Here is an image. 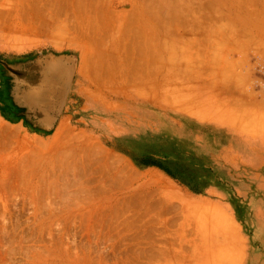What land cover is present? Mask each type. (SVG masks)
I'll return each instance as SVG.
<instances>
[{"label": "rangeland", "instance_id": "obj_1", "mask_svg": "<svg viewBox=\"0 0 264 264\" xmlns=\"http://www.w3.org/2000/svg\"><path fill=\"white\" fill-rule=\"evenodd\" d=\"M37 1L46 15L70 6ZM164 10V81L176 87L164 110L135 99L126 114L94 113L108 122L86 119L102 146L45 144L0 117L11 130L0 131V264H264V0H166ZM0 11L16 13V0ZM135 63L134 77L156 87V60ZM148 156L177 179L136 161ZM164 178L181 194L166 195Z\"/></svg>", "mask_w": 264, "mask_h": 264}, {"label": "crops", "instance_id": "obj_2", "mask_svg": "<svg viewBox=\"0 0 264 264\" xmlns=\"http://www.w3.org/2000/svg\"><path fill=\"white\" fill-rule=\"evenodd\" d=\"M114 1L70 0L69 7H55L51 10L50 15H46V8L37 7L38 2L41 5L45 2L16 0L17 14L19 17L22 15L23 18L17 17L15 12L11 16L10 13L0 11V55H3L0 59V78L4 83V87L1 84L4 88L2 97L11 101L7 109L12 108L13 118L12 120L6 118L8 112L5 111L3 105H0V117L8 121L12 127L11 130L19 133L39 134L45 144L53 137L59 136L62 140L70 137L67 141L78 146L92 145L95 141L100 143L99 146H102L100 137L96 139L94 134L100 133L97 132L100 130L93 126L90 128L87 125V120L90 123L95 120L98 125H104L101 122L108 124L107 121L100 120L102 116H105L107 120L112 118L111 113L122 115V112L124 114L127 111L130 112L131 109H127L129 105L126 102L135 99L151 100L155 102L157 109L164 110L166 90L172 92L173 98H175L174 81L172 84H168L167 89L164 81L166 78L165 51L161 44L163 41L166 42L163 34L167 16L164 12L166 0ZM167 1L178 3V0ZM60 3L64 5L68 2L60 0ZM102 4L104 5L102 6ZM100 13L106 14L105 17L100 19L98 16ZM174 14L173 16H175ZM185 14L191 17V12ZM108 15L111 17L108 18ZM25 16L27 17L25 18ZM48 16L52 18L48 20ZM29 18L31 25L28 21ZM39 18L45 19L46 22ZM35 19H39L40 23ZM60 25L62 26L61 30ZM39 29L41 30L39 31ZM143 30L145 35H142ZM89 43L93 47L96 45L99 51H95V53V47L93 48ZM40 50L43 51L42 55H35ZM5 57L12 61H5ZM17 57H24V59H16ZM89 57H92V60L91 58L87 59ZM154 60H156L155 65L160 79L155 83L156 87H154V83H142V79L134 77L135 72L133 71L134 66H138L135 62L140 61L143 65H147L149 62L154 63ZM56 61L57 64L54 66L53 63ZM89 64L91 67L88 66ZM49 67H53L50 68L51 71H48ZM58 68L62 69L60 73L56 71ZM5 69L8 72H5ZM89 71L92 72V75ZM180 74L181 72H176L174 76L170 74L167 78L178 77ZM50 76L55 79L54 81H58L53 82ZM42 85L45 87H41ZM55 88H61V91ZM52 93H55V96ZM24 96L26 99L23 98ZM72 106L78 107L81 113L76 114L78 108L73 109ZM23 112L30 113L32 121L38 123L40 127L31 126V120L29 122L21 116ZM97 112L102 113L97 116L94 114ZM94 116L100 117V119H95ZM16 124L17 126L21 125L17 127ZM28 124H30L29 127ZM64 124L65 126H63ZM68 124L69 126H67ZM13 126L17 127V130ZM69 127H73V129ZM62 128L64 129L61 131ZM87 129L92 131V140L85 143L81 136L85 135L84 132L88 131ZM69 130L71 131L69 132ZM59 131H61V135ZM89 131L87 136L90 134ZM58 132L59 135H57ZM136 161L139 162L137 159ZM153 167L166 174L159 167ZM166 175L175 181L174 178Z\"/></svg>", "mask_w": 264, "mask_h": 264}, {"label": "bare ground", "instance_id": "obj_3", "mask_svg": "<svg viewBox=\"0 0 264 264\" xmlns=\"http://www.w3.org/2000/svg\"><path fill=\"white\" fill-rule=\"evenodd\" d=\"M22 13H23V11H22ZM22 13H21V14H22ZM16 14H17V11H16ZM21 14H20V15H21ZM28 14H29V13H28ZM17 17H19L18 14H17ZM20 17H22V15H21ZM20 17H19V18H20ZM26 17H27V16H25V18H26ZM22 18H23V17H22ZM16 19H17V18H16ZM39 19H40V18H39ZM39 19H35V20H37L39 23H40V20H44V21H45V19H40V20H39ZM17 20H18V19H17ZM28 21H29V23H30V25H31V22H30L31 20H30V18H29ZM44 21H43V23H44ZM47 21H48V20H47ZM50 21H52V20H50ZM24 22L26 23L27 21L25 20ZM32 22H33V21H32ZM45 22H46V21H45ZM54 22H55V21L53 20V23H54ZM39 23H38V24H39ZM41 23H42V21H41ZM18 24H19V23H18ZM34 24H36V23H34ZM39 25H40V24H39ZM39 25H38V28H39ZM46 25H47V24H46ZM23 26H24V25H23ZM61 27H62V26L60 25V30H61ZM19 28H20V27H19ZM36 28H37V27H36ZM44 28H46V27H44ZM47 28H48V27H47ZM20 29H21V28H20ZM31 29H32V28H31ZM41 29H42V27H41ZM41 29H39V31H40ZM15 30H16V29H15ZM17 30H19V29L17 28ZM17 30H16V31H17ZM36 30L38 31V29H36ZM55 30H57V29H55ZM60 30H59V32H60ZM19 31H20V30H19ZM34 31H35V30H34ZM51 31H53V29H51ZM55 33H56V32H55ZM51 34H53V33L51 32ZM58 34H59V33H58ZM12 35H13V34H12ZM35 35H36V34H35ZM59 35H60V34H59ZM11 37H12V36H11ZM20 41H21V40H20ZM90 42H91V41H90ZM76 43H77V42H75V44H76ZM91 43L94 44V42H91ZM91 43H89V44L92 46ZM77 44L79 45V43H77ZM19 46H20V45H19ZM74 46H75V45H74ZM92 47H93V46H92ZM94 47H95L94 52H95V51H99V50H98L99 48H97L96 45H95ZM94 47H93V48H94ZM95 53H96V52H95ZM99 53H100V52H99ZM89 54H90V53H89ZM97 54H98V52H97ZM59 55H60V54H59ZM61 55H62V54H61ZM99 56H100V55H99ZM99 56H97V57L99 58ZM40 57H41V56H40ZM94 57H95V56H94ZM74 58H75V57H74ZM90 58H91V60H92V57H89V58H87V59H90ZM94 59H95V58H94ZM50 60H51V59H50ZM91 60H90V62H92ZM99 60H100V59H99ZM57 61H58V60H57ZM57 61H56V63H53V65H54V64H57ZM95 61H96V60H95ZM90 62H89V63H90ZM87 63H88V62H87ZM46 64H47V63H46ZM46 64H45V65H46ZM51 65H52V64H51ZM51 65H49V66H51ZM53 65H52V66H53ZM84 65H85V64H84ZM31 66H32V65H31ZM54 66H55V65H54ZM61 66H62V65H61ZM85 66H86V65H85ZM85 66H84V67H85ZM88 66L91 67V64H89ZM75 67H76V65H75ZM23 68H24V67H23ZM42 68H44V67L42 66ZM50 68H51V67H49V69H50ZM52 68H53V67H52ZM52 68H51V69H52ZM31 69H32V68H31ZM31 69H30V70H31ZM46 69H47V68H46ZM51 69L48 70V71H51ZM86 69H88V68H86ZM86 69H85V70H86ZM92 69H93V68H92ZM44 70H45V69H44ZM44 70H43V71H44ZM61 70H62V69H61ZM70 70H71V69H70ZM13 71H14V70H13ZM18 71H19V70H18ZM21 71H22V70H21ZM43 71H41V72H43ZM64 71H65V69H64ZM91 71H92V70H91ZM91 71H89V72H91ZM45 72H46V71H45ZM85 72H86V71H85ZM19 73H21V72H19ZM86 73H87V72H86ZM51 74H52V73H51ZM88 74H89V73H88ZM37 75H38V74H37ZM41 75H42V74H41ZM41 75H40V78H41ZM43 75H44V74H43ZM55 75H56V74H55ZM91 75H92V72H91ZM18 76H20V75H18ZM35 76H36V75H35ZM48 76H49V75H48ZM52 76H53V75H52ZM25 77H26V76H25ZM42 77H43V76H42ZM50 77H51V76H50ZM16 78H17V77H16ZM27 78H28V77H27ZM27 78H26V79H27ZM67 78H68V77H67ZM71 78H72V77H71ZM92 78H93V76H92ZM33 79H34V78H33ZM37 79H39V78H37ZM46 79H47V78H46ZM48 79H49V80L53 79V82H57V81H58V80H57V81H54L55 79L52 78V77H51V79H50V78H48ZM22 80H23V79H22ZM28 80H29V78H28ZM39 80H40V79H39ZM43 80H45V79H43ZM70 80H72V79H70ZM35 81H36V79H35ZM46 81H47V80H46ZM38 82H39V81H38ZM53 82H52V83H53ZM28 83H29V82H28ZM34 83H35V82H34ZM52 83H51V84H52ZM58 83H60V82H58ZM71 83H72V82H71ZM29 84H30V83H29ZM49 84H50V83H49ZM53 84H54V83H53ZM44 85H45V83H44ZM61 85H62V84H61ZM59 86H60V85H59ZM70 86H71V85H70ZM31 87H32V86H31ZM41 87H43V85H42ZM41 87H40V88H41ZM44 87H45V86H44ZM44 87H43V88H44ZM47 88H48V87H47ZM57 88H59V87H57ZM57 88H55V89H57ZM26 89H27V88H26ZM60 89H61V88H60ZM60 89H57V90H60ZM23 90H24V89H23ZM23 90H22V91H23ZM51 90H52V89H51ZM49 91H50V90H49ZM55 91H56V90H55ZM60 91H61V90H60ZM27 92H28V91H27ZM33 92H34V91H33ZM37 92H38V91H37ZM53 92H54V91H53ZM49 93H50V92H49ZM23 94H24V93H23ZM25 94H26V93H25ZM30 94H31V93H30ZM54 94H55V93H54ZM54 94L52 93V95H54ZM17 95H18V94H17ZM54 96H55V95H54ZM64 96H65V95H64ZM23 98L26 99V96H24ZM49 98H50V96H49ZM60 98H61V97H60ZM45 99H46V98H45ZM51 99H52V98H51ZM57 100H58V99L56 98V101H57ZM60 101H62V100H60ZM65 101H66V100H65ZM39 102H40V101H39ZM57 102H58V101H57ZM22 104H23V103H22ZM45 104H46V102H45ZM51 104H52V103H51ZM58 106H59V105H58ZM51 109H52V108H51ZM57 109H58V108H57ZM37 111H38V110H37ZM53 111H54V110H53ZM33 112H34V111H33ZM24 113H25V112H24ZM47 114H48V113H47ZM58 114H59V113H58ZM58 114H57V115H58ZM36 120H37V119H36ZM55 120H56V119H55ZM39 121H40V119H39ZM6 122L8 123V121H6ZM54 122H55V121H54ZM36 124H37V123H36ZM65 124H66V123H65ZM65 124H64L63 126H65ZM7 125L9 126V124H7ZM20 125H21V124H20ZM20 125L18 124V126H20ZM0 126H2V125H0ZM16 126H17V124H16ZM18 126H17V127H18ZM67 126H69V124H68ZM2 127H3V126H2ZM2 127H1V128H2ZM6 127H7V126H6ZM17 127L13 126V128H15L16 130H17ZM1 128H0V129H1ZM19 128H20V127H19ZM65 128H66V127H65ZM69 128H70V127H69ZM71 128L73 129V127H71ZM71 128H70V129H71ZM4 129L7 130L6 128H4ZM9 129H10V126H9ZM63 129H64V128H62L61 131H62ZM1 130H2V129H1ZM1 130H0V131H1ZM5 130H3V131H5ZM3 131H1V132H3ZM7 131H10V132H11V130H7ZM61 131H59V132H60V135H61ZM70 131H71V130H69V132H70ZM73 131H74V130H73ZM73 131H72V132H73ZM1 132H0V133H1ZM59 132H58L57 135H59ZM63 132H64V131H63ZM75 132H76V131H75ZM23 133H24V132H23ZM23 133H21V134H23ZM2 134L6 135V132H5V133H1V135H2ZM67 134H68V133H67ZM67 134H65V135H67ZM9 135H10V134H9ZM13 135H14V134H13ZM25 135L27 136V134H25ZM52 136H53V135H52ZM62 137H63V136H62ZM65 137H66V136H65ZM18 138H19V137H18ZM36 138H37V137H36ZM53 138L55 139L56 137H53ZM58 138H59V137H58ZM58 138H57V139H58ZM63 138H64V137H63ZM69 138H70V137H68V139H69ZM37 139H38V138H37ZM39 139H41V138L39 137ZM61 139H62V138H61ZM61 139L59 138V140H61ZM68 139H66L65 141H67ZM26 140H27V139H26ZM41 140H42V139H41ZM41 140H39V141H41ZM50 140H51V139H50ZM50 140H49V141H50ZM52 140H53V139H52ZM52 140H51V141H52ZM74 140H75V139H74ZM35 141H36V140H35ZM39 141H38V142H39ZM42 141H43V140H42ZM49 141H48V143H49ZM65 141H64V142L62 141V142H63V143H66ZM28 142H29V141H28ZM36 142H37V141H36ZM43 142H45V141H43ZM56 142H57V141H56ZM56 142H55L54 146H55L57 143H59L60 141H58L57 143H56ZM62 142H60V144H62V146H63V143H62ZM22 143H24V142H22ZM30 143H31V142H30ZM43 144H44V143H43ZM41 145H42V144H41ZM44 145H45V144H44ZM29 146H30V144H29ZM48 146H50V145H48ZM58 146H59V145H58ZM60 146H61V145H60ZM25 147H28V146H25ZM52 147H53V145H52ZM52 147L50 148V150H51V149H54V148H52ZM63 147H66V144H65ZM35 148H36V147H35ZM35 148H34V149H35ZM37 148H38V147H37ZM39 148H40V147H39ZM44 148H45V147H44ZM55 148H56V147H55ZM57 148H58V147H57ZM60 148H61V147H60ZM46 149H48V148H46ZM39 150H40V149H39ZM56 150H57V149H56ZM30 151H31V149H30ZM32 151H33V150H32ZM40 151H41V150H40ZM40 151H38V152H40ZM51 151H52V150H51ZM35 152H36V150H35ZM48 152H49V151H48ZM44 153H45V152H44ZM74 153H75V150H74V152H72V154H74ZM41 154H42V153H41ZM48 154H49V153H48ZM43 155H44V154H43ZM42 157H43V156H42ZM46 157H48V156H46ZM46 157H45V158H46ZM43 158H44V157H43ZM51 160H52V159H51ZM75 160H76V159H75ZM65 161H66V160H64L63 163H64ZM44 163H45V162H44ZM49 164H50V163H49ZM49 164H48L49 167L52 166V165H49ZM54 166H55V165H54ZM50 168H51V167H50ZM43 169H44V168H43ZM43 169H42V170H43ZM47 169H48V168H47ZM45 171H46V169H45ZM39 172H40V169H39ZM34 173H35V172H34ZM40 174H41V172H40ZM38 175H39V174H38ZM163 181H164L165 184H166L167 186H169V188H170L169 191H168L167 193H165L166 195H168L169 197H171V196H178V195L181 194V193H180V190L173 189V187H172L171 185H169V183H168L169 180H168L167 178H164ZM167 181H168V182H167ZM177 192H179V193H177ZM64 202H65V201H64ZM203 215H205V214H203ZM201 216H202V215H201ZM205 217H206V216H205ZM200 219H201V218H200ZM198 222H199V220H198ZM200 222H201V221H200ZM201 223H204V222H201ZM88 224H89V223H88ZM88 224H87V226L89 227ZM198 225H199V227L201 226L200 223H199ZM202 227H203V225H202ZM202 227H201V230H202ZM88 250H89V249H88ZM83 252H84V251H83ZM89 253H90V252H89ZM88 256H89V254H88ZM90 257H92V256H90ZM90 257H89V258H90ZM84 258H87V257L84 256ZM89 258H88V259H89Z\"/></svg>", "mask_w": 264, "mask_h": 264}, {"label": "trees", "instance_id": "obj_4", "mask_svg": "<svg viewBox=\"0 0 264 264\" xmlns=\"http://www.w3.org/2000/svg\"><path fill=\"white\" fill-rule=\"evenodd\" d=\"M138 161H140V163L144 164V165H152V166L159 167L166 174H168L169 176H171L174 179H177L175 171L170 167V165H168L169 163L167 161L166 162L165 161H161L159 159H156V158L150 157V156H148L146 158H143L141 160H138ZM191 189L195 190V191H198V189H193V188H191Z\"/></svg>", "mask_w": 264, "mask_h": 264}]
</instances>
